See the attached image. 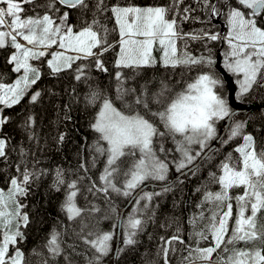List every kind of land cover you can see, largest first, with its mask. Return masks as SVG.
<instances>
[{"label": "snow or ice", "instance_id": "6c2138e0", "mask_svg": "<svg viewBox=\"0 0 264 264\" xmlns=\"http://www.w3.org/2000/svg\"><path fill=\"white\" fill-rule=\"evenodd\" d=\"M185 24L199 27L185 31ZM6 48L15 79L0 71V159L14 173L0 187V264H102L116 232L99 228L96 214L117 213V197L133 205L111 226L122 233L117 255L138 249L156 224L173 230L158 238L144 264H264V135L233 119L225 95L229 88L238 100L264 93V0H0V50ZM157 65L172 72L147 78L144 70ZM68 73L76 86L65 90L63 120L82 105L92 114L93 135L84 138L74 167H48L31 108L19 121L27 145L17 146L3 134L12 120L4 110L26 98L28 105L42 102L38 82ZM227 120L233 123L222 136ZM66 137L57 130L52 140L62 145ZM169 141L172 148L165 147ZM205 163L211 167L192 189L185 216L184 188L168 182V174L186 180ZM45 180L48 192L63 193L62 216L26 252L34 222L26 201ZM148 181L164 182L162 191H145ZM177 192L172 215L160 223L158 198Z\"/></svg>", "mask_w": 264, "mask_h": 264}, {"label": "trees", "instance_id": "16d2710c", "mask_svg": "<svg viewBox=\"0 0 264 264\" xmlns=\"http://www.w3.org/2000/svg\"><path fill=\"white\" fill-rule=\"evenodd\" d=\"M156 2H166V0H137V3L140 4H152ZM217 26L223 28L222 22H217ZM192 27H199V25L185 24L184 30L188 31ZM215 54L218 61V66L222 64L221 52L223 46L217 44L215 46ZM11 52V49H2L0 50V71H5L8 77L15 79V74L10 72V66L7 65L6 61ZM108 67L111 69V56H109ZM179 71V70H177ZM172 72L171 69H164L160 65H157L155 68H148L144 70V75L149 79L160 80L163 77L168 76ZM100 79L107 82L108 77L105 74H98ZM76 86V82L71 78V74H64L60 79H54L49 76H44L41 81L38 82L36 88L44 89V95L42 102L32 106L28 105L27 98L22 101L20 105H17L11 109H5L4 114L11 116L12 120L4 126L3 134L11 138L12 146H17L19 144L27 145L25 140V134L19 126L20 116L23 115V110L25 106L31 108L33 114L37 116L38 120V131L41 132L42 137L46 140V147L48 151L45 155L44 166L54 167L57 164H62L65 168L74 167L77 163L76 153L80 149V145L84 143V138L87 137L89 141L92 139V133L88 128V123L92 118L90 112H85L82 105L78 107H73L71 111L72 119L70 121L63 120V105L68 102L69 97L66 95L65 90H70L71 87ZM48 89L53 90L57 93L56 96H50L47 92ZM225 95L229 101V104L233 109L240 107H246L247 105H257L255 108L251 109L248 112H238L233 116L234 120H246L248 123L247 131L253 132L256 134L257 129H262L259 133L264 135V109L259 105L264 104V93L253 94L243 98V100H238L236 98L235 92L231 91L229 88L226 90ZM224 123V122H221ZM233 123V120L231 124ZM230 124V125H231ZM57 130L64 131L67 133L65 142L62 145L54 144L52 137L56 134ZM223 129H221L222 131ZM241 141L237 139L232 144H229L226 147L221 149V152L227 153L231 151L237 144ZM166 148H172L173 145L169 141L165 144ZM216 148V147H215ZM215 148L213 150H215ZM10 162L15 163L17 160V154L11 152L9 154ZM170 158V157H169ZM219 157L213 163L218 162ZM171 167H174L172 165ZM211 165L205 163L201 168L197 176H189L186 180L183 176L179 177L181 182L175 180L173 182L176 185V188H184V213L187 216L190 211L189 201L192 197V189H194L199 183H201L207 176V172L210 169ZM14 173V169L10 168L2 159H0V187H5L6 180L9 175ZM177 173H174L176 175ZM169 175V180L173 175ZM160 182V181H154ZM48 183L49 180H45L43 184L40 185L39 189L31 195L26 201L29 204V210L32 214L33 223L29 226L28 229V240L25 245V250L27 252L32 246L39 242L40 238L44 236L49 229L53 226L55 220L62 216L60 212V204L63 199V193L57 192H48ZM149 192L162 191V187L148 186L144 189ZM180 194L177 192L175 195L173 193H167L158 198V203L160 205V223H164L172 213V204L175 199ZM124 197H117L113 199L112 203L117 209V213H107L102 211L99 214H96V217L99 218V228L103 230H113L117 231V228L113 229L112 225L118 224V217L120 209L123 205L126 204ZM82 203V201H81ZM102 210L106 208L104 203H100ZM133 207L132 204L128 206L125 213L130 211ZM178 211V210H177ZM104 215H110V219H103ZM43 223H40V221ZM89 223H94L95 220L89 218ZM173 229H163L156 224H150L147 228V234L140 237L141 243L138 249H133L121 253L116 257V264H144V261L148 258H153L155 256L156 245L158 243V238L161 235L170 234ZM149 235L152 237L149 239ZM116 239V236L115 238ZM122 247V233H121V242L119 249ZM115 248V244H114ZM114 251V249H113ZM113 251L109 256L105 257L102 264H114L113 262ZM119 251V250H118ZM78 259V258H77Z\"/></svg>", "mask_w": 264, "mask_h": 264}, {"label": "water", "instance_id": "95a60500", "mask_svg": "<svg viewBox=\"0 0 264 264\" xmlns=\"http://www.w3.org/2000/svg\"><path fill=\"white\" fill-rule=\"evenodd\" d=\"M257 105H247L246 107L240 108L237 107L234 109L233 112V116L238 113V112H248L251 109L255 108ZM260 107H262V109H264V104L259 105ZM232 120H227L225 121L223 130L221 131L222 136L226 135L227 131H228V126L231 124ZM216 147V142L213 141V149ZM186 171V170H185ZM177 177H181L180 173H177L176 175H174L168 182L173 183L175 180H177ZM164 185V182H153V181H148L146 182V184L144 185V189L148 186H151L152 188L154 187H162ZM135 195V194H134ZM131 198H129V200L126 202L125 205L122 206V208L120 209V213H119V217H118V224L121 222V214L125 213L126 209L128 208V206L131 204L130 203ZM120 242H121V231L119 228H117L116 231V239H115V248L113 251V262L114 264H116V257H117V252L119 250V246H120Z\"/></svg>", "mask_w": 264, "mask_h": 264}, {"label": "rangeland", "instance_id": "374dc122", "mask_svg": "<svg viewBox=\"0 0 264 264\" xmlns=\"http://www.w3.org/2000/svg\"><path fill=\"white\" fill-rule=\"evenodd\" d=\"M146 5V4H145ZM232 122V121H231ZM223 125L225 124V121H224V123H222ZM224 127V126H223ZM223 129V128H222ZM171 168H174V167H171ZM169 174L170 175H173L174 176V171H172V170H170V172H169ZM154 182V181H153Z\"/></svg>", "mask_w": 264, "mask_h": 264}, {"label": "flooded vegetation", "instance_id": "af4514ba", "mask_svg": "<svg viewBox=\"0 0 264 264\" xmlns=\"http://www.w3.org/2000/svg\"><path fill=\"white\" fill-rule=\"evenodd\" d=\"M5 72V71H4Z\"/></svg>", "mask_w": 264, "mask_h": 264}]
</instances>
